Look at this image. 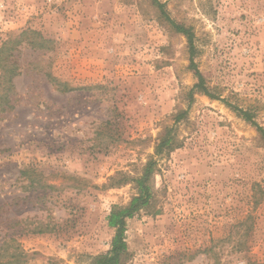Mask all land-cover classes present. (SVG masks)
I'll return each instance as SVG.
<instances>
[{
  "label": "rangeland",
  "instance_id": "obj_1",
  "mask_svg": "<svg viewBox=\"0 0 264 264\" xmlns=\"http://www.w3.org/2000/svg\"><path fill=\"white\" fill-rule=\"evenodd\" d=\"M160 1L192 29L218 99L189 102L187 40L152 0H0V45L24 29L48 40L17 46L12 108L0 102L1 259L88 264L107 252L112 205L129 203L155 157L151 203L126 220V264H214L212 252L264 262V143L226 103L264 128V0ZM165 126L177 143L155 156Z\"/></svg>",
  "mask_w": 264,
  "mask_h": 264
},
{
  "label": "trees",
  "instance_id": "obj_2",
  "mask_svg": "<svg viewBox=\"0 0 264 264\" xmlns=\"http://www.w3.org/2000/svg\"><path fill=\"white\" fill-rule=\"evenodd\" d=\"M153 4L157 7L160 12V16L164 21L167 22L171 28L177 32L182 34L188 43V51H189V67L194 71V74L197 78V81L193 84V86L188 90L187 95L189 97V102L193 100V95L195 92H200L211 99H218L213 93L210 92L209 88L205 83V79L201 72L199 71L197 64L194 61L196 47L194 44V33L190 27H186L183 24L176 22L172 19L165 9V3L160 0H152ZM36 35L37 39L35 38ZM27 35H33V38L29 41L33 47L37 49H47L46 45L48 40H45L41 35L37 32L32 31L30 29L21 30V32L17 35L10 36L6 40H4L0 45V79L1 84L3 86L2 93L0 96V102L3 105V110H8L12 108L10 104V94L13 89V78L17 76L20 72V64L18 63L17 57L14 54L17 46H19L24 39H29ZM46 77L50 82H54L56 85L61 86V90H67L64 85L60 82H57L53 76L49 72H46ZM226 102V101H225ZM238 114L251 125L256 127V130L259 132L261 140L264 143V128L259 126L253 119V115L248 110L241 109L237 106L229 104ZM186 111H179L174 116H172L173 123L179 122L185 115ZM173 126H165L161 133L158 136V142L155 146L154 155H160L165 150H172V148L177 143L175 131L173 130ZM157 164V159L155 157L150 158L143 166L141 174L136 178H131V180L135 183L137 192L131 198L127 205H112L110 212L107 216V223L110 228L114 230L113 237L110 241V248L107 252L102 254H97L90 256L88 264H126L129 258L128 246L125 239V231H126V220L133 217L135 213H137L140 209L147 207L152 200V185L151 179L155 172ZM127 180H121L117 182L115 185L125 183ZM223 240H217V243ZM3 244L0 245V264H17L18 261L15 259L17 256L15 254H11L7 260L1 259L3 255L1 251L3 250ZM206 253L213 251V248L210 247L208 250H205ZM241 251V250H239ZM193 255L187 256L188 259L192 258ZM210 257L214 260V264H219V260L216 254L210 255ZM13 258V260H9ZM16 260V261H15ZM248 264H264V262L257 261H249Z\"/></svg>",
  "mask_w": 264,
  "mask_h": 264
}]
</instances>
